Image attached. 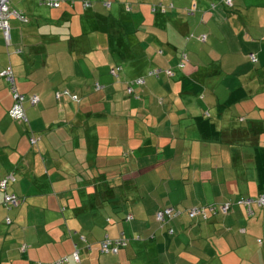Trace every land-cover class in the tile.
Instances as JSON below:
<instances>
[{
    "label": "crops",
    "instance_id": "1",
    "mask_svg": "<svg viewBox=\"0 0 264 264\" xmlns=\"http://www.w3.org/2000/svg\"><path fill=\"white\" fill-rule=\"evenodd\" d=\"M41 1L20 0L28 22L8 44L0 32V71L11 67L27 120L8 116L0 78V181L12 175L6 192L22 200L6 210L0 191V264H52L75 248L80 264H264V208L162 229L154 219L264 193V0ZM201 120L217 140H202ZM120 234L126 248L100 253Z\"/></svg>",
    "mask_w": 264,
    "mask_h": 264
},
{
    "label": "built area",
    "instance_id": "2",
    "mask_svg": "<svg viewBox=\"0 0 264 264\" xmlns=\"http://www.w3.org/2000/svg\"><path fill=\"white\" fill-rule=\"evenodd\" d=\"M8 2L9 0H2L0 2V32L3 35V38L6 42V44H8L9 42V21L11 19H15L17 21H19L20 23H27L28 20L26 18V16L21 12V11H16L13 9H10L8 6ZM219 2L221 4H223L224 6H231V2L232 0H219ZM42 4H45L46 6L49 7H53V8H57L59 6L58 2L56 1H50V0H42L41 1ZM89 6L88 3H84L83 7L87 8ZM105 7H109V4H105ZM191 12H193L192 10H187V13L192 14ZM199 41H204L205 40V36H199L198 37ZM186 61V57L183 54L182 58H181V62L178 65L179 68L183 67V62ZM251 61L254 62V57L251 56ZM120 70L119 67L114 68L111 71V74L113 76H116L117 72ZM163 72L167 77H171L172 76V72L171 70H159V69H154L151 72H149V75H153V76H157L159 73ZM0 78L2 80H4L8 86V90L10 92L11 98H12V105L10 107V109L8 110V116L10 117V119L14 120V121H19V122H26V114H25V108H24V102H25V97L20 94L16 87H15V83H14V77H13V72L10 66H7L6 68H4L2 71H0ZM134 84L136 85H141L143 84V80L137 79L136 81H134ZM96 90L99 89V87L96 85L95 86ZM127 94H132V89L128 88L127 90ZM68 95L67 91H61V92H57L55 93V99L59 100L62 96ZM72 100L76 101V97L73 96L71 97ZM27 101L29 103L30 106H36L38 104V98L34 95L29 96L27 98ZM29 142L31 145H34L36 142V139L34 137H30L29 138ZM14 178L12 175H8L6 176L3 180L0 181V191L3 192V203L6 206H16L17 201L15 199V197L13 195H9L5 193V189L7 186L8 182H13ZM237 205H243L244 207H246V209L249 211L250 207L255 205V206H263L264 205V195H260L257 198L253 199V198H248V199H240L236 202ZM232 204L230 205V203H226L224 205H222L220 207V212L223 215H227L228 212L231 209ZM209 211H215L214 208H212V206H207V207H194L189 211V217H197V216H204L205 215V211L206 210ZM179 212H175L173 213L172 209H166L162 212H157L155 214V219L157 222H164L165 218H169L172 215H178ZM132 217L130 215H128L126 217V221H131ZM127 244L126 240L121 238L119 240L116 241H111L108 239H105L102 243H101V250L102 252H110L112 254H116L117 250L119 248H123L125 247ZM74 260L76 262H78V256L77 253L74 254Z\"/></svg>",
    "mask_w": 264,
    "mask_h": 264
},
{
    "label": "trees",
    "instance_id": "3",
    "mask_svg": "<svg viewBox=\"0 0 264 264\" xmlns=\"http://www.w3.org/2000/svg\"><path fill=\"white\" fill-rule=\"evenodd\" d=\"M50 1H53V0H50ZM56 2H58V1H56ZM84 3H86V2H83L82 4H81V7H83V4ZM58 4H59V6H60V2H58ZM108 4V3H107ZM43 5H45V4H43ZM105 5V4H104ZM46 6V5H45ZM59 6L57 7V8H59ZM47 7H49V6H47ZM169 7L170 8H172V5L170 4L169 5ZM50 9H57V8H53V7H49ZM84 8V7H83ZM109 8V7H108ZM15 10V9H14ZM126 10H128V8L126 9ZM16 11H18V10H16ZM180 62H181V60H180ZM180 62L178 63V65L180 64ZM185 63H186V61L185 62H183V67H184V65H185ZM177 65V66H178ZM164 70H168V69H164ZM169 70H171V69H169ZM163 71V70H162ZM171 72H172V70H171ZM159 74H163V75H165L163 72H161V73H159ZM159 74L157 75V76H154V77H158L159 76ZM151 76H153V75H151ZM166 76V75H165ZM167 77V76H166ZM63 91H67V90H63ZM68 92V91H67ZM77 98V97H76ZM198 126H199V133H200V136H201V138H202V140L203 141H215V140H217L218 139V136H219V132H216L215 131V129H214V127H213V125H211V124H209L208 123V121L207 120H201V121H199L198 122ZM255 160H256V162L259 164L260 163V159L262 160V159H264V148H258V147H256L255 149ZM258 171H260L259 172V182H260V185H264V164H260L259 166H258ZM14 182V181H13ZM9 183V182H8ZM7 183V184H8ZM6 189H7V186H6ZM6 189H5V193L6 194H9V195H13L14 197H15V199H16V201H17V204H16V206H13V207H10V206H6V205H4V203H3V200H2V205H3V207L6 209V210H10V209H12V208H15V207H17L20 203H21V199L20 198H18L16 195H14V194H11V193H7L6 192ZM3 193V192H2ZM4 194V193H3ZM260 195H264V193L263 194H258L257 196H255V197H245V198H238L237 200H235V202H232V201H228V200H226V201H224V202H221V203H217V204H209V205H207V206H212V208H214L215 209V211H209L208 209L205 211V215L204 216H195V217H189V211L192 209V208H194V207H196V208H198L199 206H194V207H191V208H188V209H177V208H174V207H167V208H163V209H161V210H158L157 212H162V211H164V210H166V209H172V211H173V213H175V212H179V214L178 215H175V216H171V217H169V218H165V220H164V222H162V223H160V222H157L156 221V219H155V222H156V224H157V226H158V228L159 229H162V228H164V227H166V226H169L170 224H172V223H174L176 220H179V219H181V218H183V217H186L188 220H190V221H195V222H198V221H202V222H206V221H208L211 217H213V216H222V217H225V216H227L231 211H232V209H233V207H241V208H243L248 214H250L251 212H252V207H256V208H264V205L263 206H260V207H258V206H255V205H253V206H251L250 207V209H249V211L246 209V207H244L243 205H237L236 204V202L238 201V200H240V199H248V198H253V199H255V198H257L258 196H260ZM226 203H230V205L232 204V206H231V209H230V211L228 212V214L227 215H223V214H221V212H220V207L222 206V205H224V204H226ZM206 206V207H207ZM156 212V213H157ZM155 213V214H156ZM128 215H130V214H128ZM128 215H126L125 216V218H124V220L126 221V217L128 216ZM107 222L109 221L108 219L106 220ZM127 222H129V221H127ZM5 224L6 225H9L10 224V221H9V219L8 218H6L5 219ZM167 232L169 233V235H173L174 234V230H173V228H171V227H169L168 228V230H167ZM240 232H242V230H240ZM121 238H123V239H125L126 240V242H127V244H126V246L125 247H123V248H119L118 250H117V252H116V254H112V253H110V252H102V250H101V243L105 240V239H108V240H111V241H116V240H119V239H121ZM135 240H139V238L137 237V238H135ZM129 242H130V240L129 239H127V238H125L124 236H123V234H120L119 235V237H117V238H115V239H111V238H109V237H107V236H105L99 243H98V247H99V251H100V253H102V254H105V255H117L118 253H119V251L121 250V249H124V248H126L127 246H128V244H129ZM25 248H26V246L25 245H23L22 247H21V249H20V251L23 253L24 251H25ZM85 249H87V250H89L90 249V245H86V247H85ZM75 253H77V256H78V262H76L75 260H74V254ZM72 261L74 264H80V252H79V250L77 249V248H75L74 249V251L71 253V255H70V258H61V259H59V260H57V261H55V262H53L52 264H67L69 261Z\"/></svg>",
    "mask_w": 264,
    "mask_h": 264
},
{
    "label": "rangeland",
    "instance_id": "4",
    "mask_svg": "<svg viewBox=\"0 0 264 264\" xmlns=\"http://www.w3.org/2000/svg\"><path fill=\"white\" fill-rule=\"evenodd\" d=\"M19 2H20V0H9L8 6H9L10 9H15L16 10V9H18ZM18 26H20V24L15 19H11V21H9V27L11 29V31H10L11 32L10 33L11 34V37H13V35L15 33H18ZM116 100H117L116 102H118V99L117 98H116ZM228 111H229L228 113H230V115L232 117H237V115H238L237 110H232L231 111V109H229ZM227 117H229V114H227ZM216 152L217 151H215V153ZM204 203H207V202H204ZM207 205L208 204H203V205H198V206L199 207H206ZM122 212H124V211H122ZM152 227H154V225H152Z\"/></svg>",
    "mask_w": 264,
    "mask_h": 264
},
{
    "label": "water",
    "instance_id": "5",
    "mask_svg": "<svg viewBox=\"0 0 264 264\" xmlns=\"http://www.w3.org/2000/svg\"><path fill=\"white\" fill-rule=\"evenodd\" d=\"M2 0H0V2H1Z\"/></svg>",
    "mask_w": 264,
    "mask_h": 264
}]
</instances>
